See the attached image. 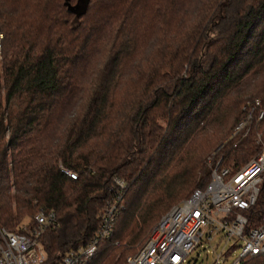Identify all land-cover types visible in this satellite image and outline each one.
<instances>
[{"label":"trees","instance_id":"obj_1","mask_svg":"<svg viewBox=\"0 0 264 264\" xmlns=\"http://www.w3.org/2000/svg\"><path fill=\"white\" fill-rule=\"evenodd\" d=\"M67 3L0 0V226L24 232L52 211L37 241L41 264H58L94 236L120 178L112 233L82 264H124L173 202L206 185V156L244 102L264 110V0ZM256 132L264 140V117L224 144L222 164L252 157ZM263 200L264 182L250 224Z\"/></svg>","mask_w":264,"mask_h":264},{"label":"built area","instance_id":"obj_2","mask_svg":"<svg viewBox=\"0 0 264 264\" xmlns=\"http://www.w3.org/2000/svg\"><path fill=\"white\" fill-rule=\"evenodd\" d=\"M2 33L0 31V41ZM242 118L231 128L226 138L207 156L208 182L196 187L190 195L171 206L151 227L144 241L125 258L124 264H183L186 256L203 242L222 237L224 244L231 245L215 255L219 264L231 250L238 253L230 264H239L245 257L264 255V200L257 221L249 223L251 208L259 201L261 184L264 182V140L260 132L254 135L257 152L238 167L234 163L222 164L221 150L226 143L233 147L245 139L253 127L264 117L260 100L254 98L241 106ZM74 179L76 174L60 168ZM126 183L113 178L111 198L106 201L98 218L94 236L75 250L67 251L58 264H82L91 258L100 240L109 238L112 223L121 206V196ZM35 226H20L24 232H13L0 226V264H41L44 254L37 241L47 227L55 226L52 211H37L33 216Z\"/></svg>","mask_w":264,"mask_h":264},{"label":"rangeland","instance_id":"obj_3","mask_svg":"<svg viewBox=\"0 0 264 264\" xmlns=\"http://www.w3.org/2000/svg\"><path fill=\"white\" fill-rule=\"evenodd\" d=\"M181 199L177 200L176 202H173L170 205V207L173 206L174 204L178 203L179 201H181ZM160 216H159V218H160ZM158 219L156 221H154L153 224L150 226L149 230L147 231V234L150 231L151 227L158 221ZM147 234L145 235V237L143 238L142 241H144ZM141 242L139 244H137V246L140 245ZM231 243H232V241H229V242H226V244H224L222 237H219V238L215 237L210 242L201 241L200 244L198 246H196L186 256L185 262L183 264H214L215 255L222 249L223 245H225V248H227L228 246L231 245ZM136 247H135V249H136ZM237 253H238L237 248L231 250L228 254H226L225 257L220 258L219 264H230L231 261L236 257Z\"/></svg>","mask_w":264,"mask_h":264},{"label":"water","instance_id":"obj_4","mask_svg":"<svg viewBox=\"0 0 264 264\" xmlns=\"http://www.w3.org/2000/svg\"><path fill=\"white\" fill-rule=\"evenodd\" d=\"M65 3L68 4V3H67V0H65ZM67 6H68V5H67Z\"/></svg>","mask_w":264,"mask_h":264}]
</instances>
